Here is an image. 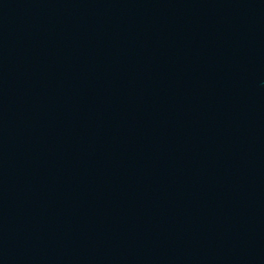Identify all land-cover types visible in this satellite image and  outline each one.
<instances>
[{
  "label": "water",
  "instance_id": "water-1",
  "mask_svg": "<svg viewBox=\"0 0 264 264\" xmlns=\"http://www.w3.org/2000/svg\"><path fill=\"white\" fill-rule=\"evenodd\" d=\"M0 264H264V0H0Z\"/></svg>",
  "mask_w": 264,
  "mask_h": 264
}]
</instances>
